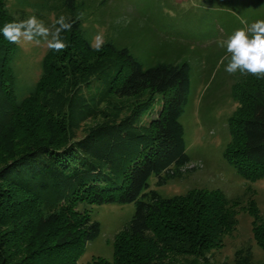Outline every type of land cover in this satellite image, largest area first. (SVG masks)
<instances>
[{
  "label": "trees",
  "instance_id": "trees-1",
  "mask_svg": "<svg viewBox=\"0 0 264 264\" xmlns=\"http://www.w3.org/2000/svg\"><path fill=\"white\" fill-rule=\"evenodd\" d=\"M8 1L0 0V29L16 21ZM13 1L20 11L29 7V16L52 14L54 22L64 15L74 26L62 33L69 48L46 50L24 95L12 69L19 48L0 34V264H76L99 233V223L78 205L130 202L134 211L113 237L112 259L97 256L88 264H264V225L252 199L243 207L218 189L168 197L146 190L151 175L164 183L180 176L189 161L179 122L188 63L160 60L143 67L127 47L110 40L94 51L74 0ZM250 77L255 79L239 77L232 85L237 106L226 119L222 155L240 178L255 181L264 180V79L250 88L244 85ZM140 94L144 101L118 117L114 102ZM155 94L160 105L151 115ZM103 106L111 108L110 116L76 137L74 130L102 115ZM236 207L251 216L262 256L254 260L246 246L230 261H211L206 254L222 246Z\"/></svg>",
  "mask_w": 264,
  "mask_h": 264
},
{
  "label": "rangeland",
  "instance_id": "rangeland-1",
  "mask_svg": "<svg viewBox=\"0 0 264 264\" xmlns=\"http://www.w3.org/2000/svg\"><path fill=\"white\" fill-rule=\"evenodd\" d=\"M8 6L16 21L30 15L29 7L20 11L13 0L8 1ZM74 6L92 41L97 33L103 32L117 46L127 47L143 67L160 60L188 63L189 86L179 122L189 161L181 168L180 176L167 178L164 183L157 184V177L151 175L146 190L168 197L191 188L218 189L226 197L239 198L243 207L252 199L264 225V180L240 178L222 155L229 139L226 119L237 106L231 88L240 76L225 71L231 54L218 46V41L226 40L236 30L247 29L256 20L264 19V5L253 0H74ZM39 19L49 27L53 23L52 14ZM18 48L12 69L18 93L24 95L39 76V62L47 47L42 42L39 46ZM261 81L250 77L244 85L256 87ZM145 98L146 94H140L137 98L117 100L113 110H117L118 117H124ZM159 105L160 95L155 94L149 109L151 115ZM102 111L103 116L85 120L74 130L76 137L110 116L111 108L103 106ZM147 119L148 115H143L140 122ZM78 206L86 207L99 223V233L86 243L76 264H88L97 256L112 259L113 237L128 224L134 203ZM235 210L236 222L230 233L223 236L222 246L206 254L211 261H230L236 249L246 246L251 248L254 260L262 256L252 238L251 216L240 207Z\"/></svg>",
  "mask_w": 264,
  "mask_h": 264
},
{
  "label": "clouds",
  "instance_id": "clouds-1",
  "mask_svg": "<svg viewBox=\"0 0 264 264\" xmlns=\"http://www.w3.org/2000/svg\"><path fill=\"white\" fill-rule=\"evenodd\" d=\"M73 26L74 22L64 15L55 19L49 27L33 14L27 19L6 23L0 29V34L10 44L21 47L39 46L43 42L47 49L60 53L70 46L62 37V33L71 31ZM107 44L106 35L99 32L93 38L90 47L100 52ZM218 46L231 54L225 67L229 75L240 77L252 75L256 79H264V19L256 20L247 29L236 30L226 40L218 41Z\"/></svg>",
  "mask_w": 264,
  "mask_h": 264
}]
</instances>
